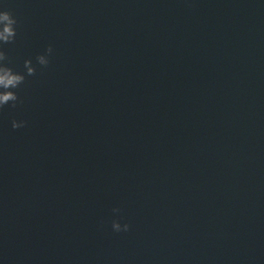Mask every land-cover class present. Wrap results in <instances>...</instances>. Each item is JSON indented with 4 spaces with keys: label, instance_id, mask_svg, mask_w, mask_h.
Returning a JSON list of instances; mask_svg holds the SVG:
<instances>
[{
    "label": "water",
    "instance_id": "1",
    "mask_svg": "<svg viewBox=\"0 0 264 264\" xmlns=\"http://www.w3.org/2000/svg\"><path fill=\"white\" fill-rule=\"evenodd\" d=\"M0 11V264H264V0Z\"/></svg>",
    "mask_w": 264,
    "mask_h": 264
},
{
    "label": "clouds",
    "instance_id": "2",
    "mask_svg": "<svg viewBox=\"0 0 264 264\" xmlns=\"http://www.w3.org/2000/svg\"><path fill=\"white\" fill-rule=\"evenodd\" d=\"M17 20L13 14L9 11H0V45L10 44L15 41ZM47 52L52 53V48L49 47ZM6 54L0 50V109L4 106L11 104L12 107H16L19 102V97L16 92L13 91L17 89L25 82L26 76H33L36 73V69L32 66V62L25 61L24 67L26 73L21 74L15 72L12 68L8 67L5 63L7 61ZM37 62L39 65L47 67L49 60L44 56H38ZM23 122H12L13 129H18L23 127ZM113 229L117 232L121 231V226L119 223H113ZM129 225L125 224L123 226V231H128Z\"/></svg>",
    "mask_w": 264,
    "mask_h": 264
}]
</instances>
